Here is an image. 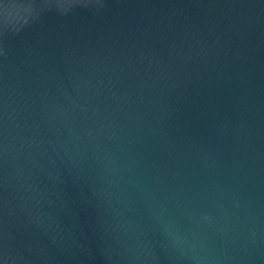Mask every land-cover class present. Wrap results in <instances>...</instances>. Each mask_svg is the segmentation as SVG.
<instances>
[{
    "label": "water",
    "instance_id": "obj_1",
    "mask_svg": "<svg viewBox=\"0 0 264 264\" xmlns=\"http://www.w3.org/2000/svg\"><path fill=\"white\" fill-rule=\"evenodd\" d=\"M0 264H264V0H0Z\"/></svg>",
    "mask_w": 264,
    "mask_h": 264
}]
</instances>
